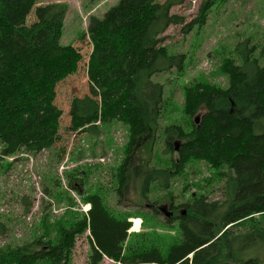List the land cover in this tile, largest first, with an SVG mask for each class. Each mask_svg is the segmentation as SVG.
Wrapping results in <instances>:
<instances>
[{
  "label": "trees",
  "instance_id": "trees-1",
  "mask_svg": "<svg viewBox=\"0 0 264 264\" xmlns=\"http://www.w3.org/2000/svg\"><path fill=\"white\" fill-rule=\"evenodd\" d=\"M220 1L227 0H206L199 19L189 24L171 14L183 0H120L101 19H93L88 28L90 95L72 101L69 129L93 133L99 124L113 122L127 128L124 157L114 173L120 199L131 175L141 179L142 200L148 201L150 193L166 191L174 176L201 161L225 180L222 199L201 194L175 207L167 193L160 202L174 217L166 218L164 227L175 224L178 236L130 235L132 216L113 213L106 190L99 188L83 199L90 205L86 216L46 221L43 235L32 243L0 248V264H70L77 239L86 232L90 264L105 259L114 264H261L250 252L264 245V45L246 39L235 46L237 60L223 63L226 88L208 82L186 85V122L160 132L171 104L154 78L174 68L181 71L186 62L185 55L161 45V36L171 26H182L184 33L202 26ZM29 11L21 0H0V170L6 157L37 154L59 140L62 111L55 104L56 88L83 59L75 47L61 43L66 4L36 9L37 22L31 26L25 22ZM156 143L162 146L159 158L154 157ZM146 148L149 158L139 165V151ZM155 158L159 167L151 166ZM140 216L147 223L148 217ZM132 235L136 241L128 245Z\"/></svg>",
  "mask_w": 264,
  "mask_h": 264
},
{
  "label": "rangeland",
  "instance_id": "rangeland-1",
  "mask_svg": "<svg viewBox=\"0 0 264 264\" xmlns=\"http://www.w3.org/2000/svg\"><path fill=\"white\" fill-rule=\"evenodd\" d=\"M21 1L30 8L25 14L28 26L37 22L36 9L54 3L66 4L68 11L61 43L75 47L83 59L77 72L68 75L56 88L55 104L62 111L59 140L50 149L40 153H19L4 160L3 169L0 170V248L32 243L43 235L42 227L46 221L53 223L63 218L73 222L83 218L90 209L84 197L97 192L99 188L106 190V203L113 213L132 216L129 219L132 223L130 235L176 238V225L171 229L165 228L166 217L154 211L167 207L174 217V211L169 205L161 203L160 199H166L167 193H172L175 207L201 194L208 195L211 200L222 199L225 180L219 172L204 161L194 162L186 167L182 175H176L168 182L166 191L150 193L148 201L142 200L141 179L131 175L124 197L120 199L115 191L114 173L124 157L127 128L120 122H113L109 125L99 124V130L93 133L69 129L72 101L90 95L87 76L92 52L88 37L89 24L93 19H101L120 0ZM165 1L159 0L161 3ZM205 1L183 0L181 5L171 9V14L184 17L189 24L199 19V10ZM246 39H251L257 46L264 45V0L217 2L209 10L202 26H195L189 33H184L182 26H171L161 36V45L167 47L171 54L185 55L186 62L183 70L174 68L154 78L164 85L165 97L171 104L168 116L161 122L160 132L165 126L186 122L183 110V88L186 85L208 82L227 87V77L222 72L224 60H237L235 46ZM203 113L200 111L195 118L200 119ZM160 144L155 145L156 158L161 152ZM139 152L137 163L140 165L149 158V154L147 148ZM155 159L151 166L159 167L158 159ZM175 159L178 160L177 155ZM70 199H73V205ZM155 200L158 203H153ZM181 213L182 209H179L177 214ZM141 214L148 217L147 223L144 224ZM88 237L89 232H86L77 239L70 264H90ZM131 237L128 245L131 240L133 243L136 241L133 235ZM250 256L264 264V245H258L250 252ZM101 264L114 263L105 259Z\"/></svg>",
  "mask_w": 264,
  "mask_h": 264
},
{
  "label": "water",
  "instance_id": "water-1",
  "mask_svg": "<svg viewBox=\"0 0 264 264\" xmlns=\"http://www.w3.org/2000/svg\"><path fill=\"white\" fill-rule=\"evenodd\" d=\"M159 211L168 219L172 218L173 213L168 211L167 207H160Z\"/></svg>",
  "mask_w": 264,
  "mask_h": 264
}]
</instances>
